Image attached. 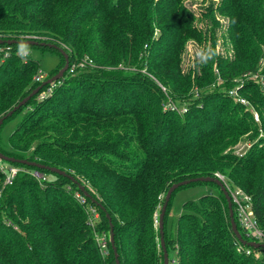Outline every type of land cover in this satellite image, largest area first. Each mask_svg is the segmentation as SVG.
I'll use <instances>...</instances> for the list:
<instances>
[{"label":"trees","instance_id":"1","mask_svg":"<svg viewBox=\"0 0 264 264\" xmlns=\"http://www.w3.org/2000/svg\"><path fill=\"white\" fill-rule=\"evenodd\" d=\"M180 4L0 0V40L56 44L69 56L66 74L0 126L2 154L67 174L0 160V264H116L107 214L120 264H164L156 219L169 189L190 179H219L217 174L226 187L252 197L264 228V87L245 79L264 76V0L212 2L210 17L215 6L228 17L233 57L216 55L215 27L208 24L211 48L188 73L183 56L188 40L199 34ZM20 45L0 44V119L66 63L59 50L42 45H26L22 57ZM32 50L59 57L42 82L34 79L41 66ZM85 60L91 65L79 68ZM234 90L258 112L260 123L230 95ZM12 121L17 124L5 142L2 132ZM239 143L247 148L238 150ZM1 165L20 169L11 185H5ZM196 185L218 192L186 201L170 231L176 192ZM234 218L253 242L236 213ZM164 237L169 264L171 255L177 264H264V247L236 238L228 202L214 182H194L172 194Z\"/></svg>","mask_w":264,"mask_h":264},{"label":"rangeland","instance_id":"2","mask_svg":"<svg viewBox=\"0 0 264 264\" xmlns=\"http://www.w3.org/2000/svg\"><path fill=\"white\" fill-rule=\"evenodd\" d=\"M212 2H219V0H181L179 9L183 10V8H185L187 11L191 13L192 17L188 18V21L191 22L194 29L199 34L198 39L190 38L187 42L186 52L184 53V56H183V72L184 73H188V71L195 66V62L200 60L204 56L205 52L211 48L212 33L208 27V24L215 27L214 30L217 36L216 44H215L216 55L225 57V58L233 57V52H234L233 43L230 40L229 34H228V23H229L228 17L220 14L217 10V6H215L216 8L214 7V11L210 17L209 9L212 6ZM212 17L213 19H211ZM31 56L34 60L40 63V66H41L40 72H43L46 77H47V74L59 62L58 55L51 54V53L43 54L40 50H32ZM259 75L263 78V82H264V76L261 74V72L259 73ZM250 76H247V78H245L246 81L256 80V78H250ZM263 82L260 81L257 83L261 84V86L264 87ZM161 88L164 91V93L166 92L167 94L166 89L163 86H161ZM230 95L234 97V100L236 101L237 100L240 101L239 99L245 100L246 103H243V102L241 103L245 107L250 109L255 119V113L258 115V112L254 109V107L246 99L240 96L238 92H236V90H234L233 92H230ZM258 119H259V115H258ZM257 122L260 123V120H258ZM16 124H17V121H12L8 123L6 128L2 132V138L4 139L5 142L8 141V137L11 134V132L14 130V127ZM236 148L238 150L240 149L245 150L247 148V145H245L244 143H239L238 145H236ZM220 181L224 184L222 180ZM226 189L229 193V190L227 187ZM210 191L214 192L215 194L218 192V190L215 187H207L204 185H196L193 187L184 188V189H180L179 191H177L173 198L171 214L169 216V221H168L169 230L170 231H172L173 229L175 230L174 227L176 226V222L179 216L182 214V206L186 201L199 200V198L205 196ZM232 205H233V210L235 214L236 209H235V205L233 202H232ZM237 220H238V217H237ZM171 257H172V261L176 259L173 255H171Z\"/></svg>","mask_w":264,"mask_h":264},{"label":"water","instance_id":"3","mask_svg":"<svg viewBox=\"0 0 264 264\" xmlns=\"http://www.w3.org/2000/svg\"><path fill=\"white\" fill-rule=\"evenodd\" d=\"M0 44H8V45L25 44V45H36V46L37 45L49 46V47H53V48L59 50L64 55L65 60H66L65 66L59 71V73L57 75H55L54 77L48 79L47 81H44L43 84L39 88H37L35 91H33V93L31 95L26 97L12 111H9V113L7 115H5L4 117H2L0 119V126H1L7 117L11 116L14 113V111L19 109L24 104H26L27 101L32 96L38 94L43 86H45L47 84H53V83L59 81L66 74V72L69 69V56H68V54L66 53V51L62 47H60V46H58L56 44L40 43V42L35 41V40H27V41L0 40ZM0 160L6 161V162H12V163L18 162V163L25 164V165H28V166L45 168V169L50 170L53 173H57V174L62 175V176H67V174L64 171L60 170V169L45 167L43 165H40V164H37V163H34V162H30V161H27V160H19V159L7 157L4 154H2L1 152H0ZM69 177H70V179L73 182L77 183V181H76V179L74 177H72V176H69ZM194 182H214V183H216L221 188V191L223 192V194L226 197V200L228 202L232 230H233L236 238L239 240V242L242 245H245V246H249V247H253V248L264 247V244H262V243H256V242L247 241L246 239H244L243 235L240 233V231H239V229L237 227L235 218H234V210H233V205H232V201H231L230 195H229L225 185L219 179H213V178L190 179V180H187V181L176 183L169 189V191H168V193L166 195L165 203H164V205L162 206V209H161V213H160V216H159V223L158 224H159V230H160V246H161L162 250L164 251V264H169V255H168V251H167V248H166L165 237H164V217H165V214H166V210H167V206H168L169 200H170L172 194L178 188H180L182 186H185V185H188V184H191V183H194ZM80 188L85 194L88 195V193L85 191L83 186L80 185ZM107 217H108V219L110 221V227H111V230H110V241H111L112 247L114 249L115 258H116V264H120L118 252H117V249L115 247V239H114L112 221H111V218H110V216L108 214H107Z\"/></svg>","mask_w":264,"mask_h":264},{"label":"built area","instance_id":"4","mask_svg":"<svg viewBox=\"0 0 264 264\" xmlns=\"http://www.w3.org/2000/svg\"><path fill=\"white\" fill-rule=\"evenodd\" d=\"M6 57L8 54L5 55ZM22 57H26L27 54L22 53ZM264 64V61L262 62ZM87 65H91V61L89 64L87 63V60L82 61L79 63L78 67L79 68H86ZM75 70V66L71 69V72ZM251 75V76H250ZM246 75L250 76V78H256V82H263V78L259 75V73L256 74H251ZM46 78L45 74L43 72H39L37 76H35V81L36 82H42ZM264 83V82H263ZM233 92V91H232ZM234 94V93H232ZM240 102L246 103L245 100L239 99ZM167 108H170L172 110H176L179 113H185L186 108L183 107L181 109H178L174 104H170L167 106ZM255 120L258 121V115L255 113ZM1 171L5 175V185H11L17 176L18 172L20 171L19 168L17 167H8L6 165H1ZM217 177L222 180L223 182L225 181L224 177L220 174H217ZM229 190V194L231 196V200L235 205L236 209V214L238 217V222L240 226L243 228L245 231V234L247 237L252 239L253 242L256 243H262L264 242V228H261L256 217L254 214V209H253V201L252 197L245 193L242 189L236 188V189H231L227 186ZM77 198L81 201H84V199L81 196H77ZM92 212L95 214L94 217H97L98 214L95 213L94 210ZM159 220L156 219V223L158 224ZM98 243L100 245V248L104 254H107V239L104 236L98 237ZM238 251H241V248L239 247ZM249 253V251H247ZM172 264H177V259L172 261Z\"/></svg>","mask_w":264,"mask_h":264},{"label":"clouds","instance_id":"5","mask_svg":"<svg viewBox=\"0 0 264 264\" xmlns=\"http://www.w3.org/2000/svg\"><path fill=\"white\" fill-rule=\"evenodd\" d=\"M19 47H20V52L24 54H27V52L29 51L25 44H21Z\"/></svg>","mask_w":264,"mask_h":264}]
</instances>
